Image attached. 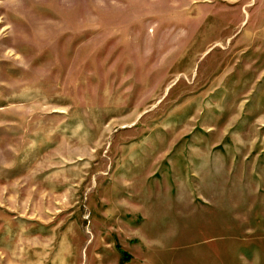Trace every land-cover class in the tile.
<instances>
[{
  "label": "rangeland",
  "instance_id": "374dc122",
  "mask_svg": "<svg viewBox=\"0 0 264 264\" xmlns=\"http://www.w3.org/2000/svg\"><path fill=\"white\" fill-rule=\"evenodd\" d=\"M0 264H264V0H0Z\"/></svg>",
  "mask_w": 264,
  "mask_h": 264
}]
</instances>
